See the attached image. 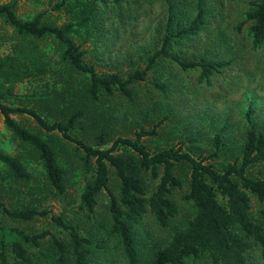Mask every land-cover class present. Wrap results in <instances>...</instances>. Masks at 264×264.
Segmentation results:
<instances>
[{"label":"rangeland","instance_id":"obj_1","mask_svg":"<svg viewBox=\"0 0 264 264\" xmlns=\"http://www.w3.org/2000/svg\"><path fill=\"white\" fill-rule=\"evenodd\" d=\"M62 0H0L14 2L17 14L28 18L47 11L48 20L58 25L70 19L79 1L61 5ZM90 1V0H82ZM201 2L205 23L198 34L171 38L170 56H159L143 80L130 84L126 96L117 89L112 94L99 91L98 98L84 94L88 77L60 60L59 47L51 38L39 41L48 65L39 74L19 81L0 76V102L9 106L35 108L47 121H67L65 109L80 110L76 123L67 134L46 130L28 112L10 116L20 125L37 133L53 148L56 162L63 170L65 190L53 188L44 171L38 151L20 140L5 124L0 109V149L15 157L29 174V179L14 177L0 163V202L11 209L33 208L42 214L23 221L0 211V223L28 234L49 232L39 245L25 247L34 259L45 264H59L54 235L66 250H72L67 229L51 216H60L73 225L80 236L89 240L83 246L91 264H150L154 252L163 247L175 230L181 229L195 213L189 191L187 166L180 164L175 174L180 186L172 190L178 213L169 225L160 226L150 212L135 225V256L131 260L118 235L107 229L111 224L110 196L119 201V178L109 166L108 187L95 198L93 211L81 203V193L95 174V158L87 157L83 145L108 148L117 138L134 139L149 152L164 148L179 149L217 170L240 162L247 130L264 133V41L252 47L250 22L246 12L256 0H97L95 9L100 26L86 35L75 32V42L84 51L83 59L97 73L118 74L125 78L142 70L148 58L161 49L163 39L188 23ZM16 40L13 29L0 18V57L11 54ZM177 59H174V58ZM180 62L194 63L183 67ZM216 64V67L212 65ZM203 65L210 71L203 72ZM129 153L135 154L130 149ZM254 177L264 176V162L247 169ZM147 194H151L161 176L142 173ZM251 217L258 223L263 202L249 193ZM219 202L225 203L220 195ZM8 262L14 261L8 248ZM246 256L251 264H264L260 247L251 243ZM66 264H71V260ZM186 264H210L201 256Z\"/></svg>","mask_w":264,"mask_h":264},{"label":"trees","instance_id":"obj_2","mask_svg":"<svg viewBox=\"0 0 264 264\" xmlns=\"http://www.w3.org/2000/svg\"><path fill=\"white\" fill-rule=\"evenodd\" d=\"M71 1L62 0L61 5H67ZM78 1V9L72 12L68 21L60 25L48 20L47 11L22 18L17 14L14 2L0 3V18L13 29L16 40L12 53L0 57V76H5L11 81H19L33 72L41 73V69H46L48 62L38 42L51 38L59 47L60 60L71 70L88 77L87 88L83 90L89 99H97L100 90L112 94L114 89H117L130 96V84L143 80L147 70L159 56H170L168 46L171 38L194 36L205 23L206 12L199 1L194 17L163 39L161 49L148 58L146 67L142 70L137 69L123 78L118 74L97 73L92 65L84 62V51L75 42L73 34L78 32L89 35L98 29L101 22L95 9L97 0ZM245 16V20L250 22L252 47L256 48L264 41V0H256ZM179 63L183 67L195 65L180 61ZM212 66L216 67V64ZM202 68L204 73L210 71L208 65H203ZM0 109L5 116L8 129L38 151L50 185L59 193L64 192L63 170L57 165L51 145L37 133L20 125L10 114L28 112L46 130L58 129L67 134V130L81 115L80 110L65 109V113H68L65 115L67 121L64 123L57 119L49 122L32 107L9 106L0 102ZM146 133L148 132L141 131L134 139L117 138L108 148L83 145L86 156L95 158L96 167L92 182L87 183L81 193L82 207L89 212L93 211L96 196L102 189L108 187L111 166L119 178V201L113 195L110 196L109 210L112 221L106 229L109 234L119 236L128 257L134 259L135 225L147 212H150L162 227L168 226L171 219L177 215L178 206L172 199V190L181 184L175 170L183 164L189 170V191L185 197L192 201L195 213L184 227L172 233L163 247L154 252L150 264H186L187 259H197L201 256L208 258L210 264H251L246 256L251 243L260 247L264 259V229L262 224L251 217L249 196V193H252L263 202L260 216L264 223V176L254 177L247 173L250 166L264 162V133L255 129L247 130L240 162L230 163L222 170H217L210 164L195 159L189 153L172 147L151 153L140 143L141 135ZM130 149L137 155L129 153ZM0 163L7 167L12 176L30 178L18 160L1 149ZM160 172L161 176L155 190L148 195L142 173H149L156 178ZM218 195L225 203L219 202ZM0 211L23 221L44 213L33 208L11 209L2 202ZM51 219L68 230L72 246V250L68 251L59 239L50 235L59 252L56 261L59 264H66L69 260L71 264H91L87 260V250L83 248L89 240L80 236L75 227L62 217L52 215ZM47 234L49 232L28 234L0 223V264H45L39 262L40 260L35 262L27 253L25 245L38 246L40 239ZM8 248L13 254L12 263L8 262Z\"/></svg>","mask_w":264,"mask_h":264}]
</instances>
